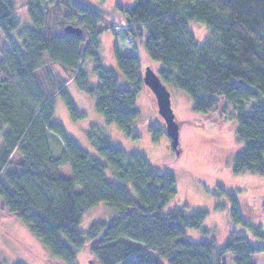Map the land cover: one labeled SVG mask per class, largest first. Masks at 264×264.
<instances>
[{"label":"trees","instance_id":"obj_1","mask_svg":"<svg viewBox=\"0 0 264 264\" xmlns=\"http://www.w3.org/2000/svg\"><path fill=\"white\" fill-rule=\"evenodd\" d=\"M45 1L28 5L32 26L20 27L13 0H0L5 42L0 45L2 211L24 221L64 264H77L78 252L86 248L89 264H225L228 254L233 264H257L254 257L264 253V223L257 222L256 211L241 206L235 192L218 185L217 207L246 232H233L225 244L189 240L187 230L202 231L208 214L170 208L177 198L172 173H159L145 155L128 153L91 129L87 139L103 163L55 121L57 96L75 120L85 115L66 91V82L51 95L38 84L36 73L45 60L72 71L78 87L94 98L98 113L133 137L144 74L137 54L115 52L129 87H120L114 71L102 65L104 17L96 7L59 0L69 8L66 22L83 33L54 34L42 9ZM119 10L126 37L161 65L157 74L167 87L188 94L193 111L212 123H237L242 148L232 172L264 179V0H134ZM190 22L206 26L211 37L199 41ZM88 59L94 62L96 85L84 69ZM50 134L62 142L60 156L52 154ZM65 167L70 176L61 174ZM101 204L114 215L82 228L84 215Z\"/></svg>","mask_w":264,"mask_h":264},{"label":"rangeland","instance_id":"obj_2","mask_svg":"<svg viewBox=\"0 0 264 264\" xmlns=\"http://www.w3.org/2000/svg\"><path fill=\"white\" fill-rule=\"evenodd\" d=\"M39 1L44 0H13L20 19V27L32 26L28 5ZM58 1L47 0L42 8L47 14V27L54 34H62L65 26L69 25L65 20L69 8L64 4H59ZM78 1L96 7L104 17L99 38V53L102 65L114 71L120 87H129V84L118 67L115 52L120 55L137 54L141 59L142 74L147 66L157 73L161 65L148 59L142 47L126 37V32L121 25L123 16L119 7H130L134 0ZM72 25L78 27L75 23ZM189 29L201 42L211 37V31L200 23L190 22ZM3 40L0 32V45L1 43L5 45ZM88 60L90 63L85 64L84 69L86 68L90 82L96 85L98 77L93 70L94 62L91 59ZM72 74V71L49 60H45L41 69L36 73L38 84L43 86L45 92L50 95L58 89L60 84L66 82V91L78 110L85 115L81 120H75L67 110L63 98L57 96L55 121L63 126L66 134L73 138L79 146L90 155L99 157L103 163L105 160L100 157L97 148L87 139L86 132L91 129L98 130L101 138H107L114 146L123 148L128 153L145 155L159 173H172L176 179L177 198L169 205L170 208H183L190 213L202 210L208 214L202 231L187 230L189 240L200 242L215 239L218 244H225L233 232H246L229 222L226 209L217 207L219 198L216 189L218 185L239 195L241 206L256 211L260 215L257 222L264 223V179L251 174L235 175L232 172L235 156L242 148L236 135L237 123L234 120L212 123L210 118L207 119L202 114L193 111V103L188 94L168 87L176 121L180 125V143L177 147L178 153H176L170 145L167 134L164 133L163 120L158 114L154 95L145 84L141 86L137 94L139 116L133 127V133L137 137H133L122 132L116 125L108 123L98 113L94 98L78 87ZM151 127L159 131L163 129V132H155ZM155 133L159 134L156 136ZM49 143L52 154L60 156L63 150L62 142L50 134ZM1 144L0 134V146ZM61 174L70 176V168H62ZM107 176L114 179L110 170ZM2 207L0 200V264L16 262L64 264L39 238L33 235L24 221L15 215L6 214L7 211H2ZM111 212L104 204L89 210L83 217L82 228L87 229L94 221L108 219ZM204 230L207 231L206 234H203ZM88 252V248L78 252L77 264H89ZM254 259L257 264H264V253L255 256ZM225 264H233L230 254L225 256Z\"/></svg>","mask_w":264,"mask_h":264},{"label":"water","instance_id":"obj_3","mask_svg":"<svg viewBox=\"0 0 264 264\" xmlns=\"http://www.w3.org/2000/svg\"><path fill=\"white\" fill-rule=\"evenodd\" d=\"M64 32L66 34L81 36L83 30L80 27L69 24L65 26ZM143 82L154 95L158 114L163 120V126L171 142V146L177 149L180 143V125L176 121L170 90L150 66L145 68Z\"/></svg>","mask_w":264,"mask_h":264}]
</instances>
